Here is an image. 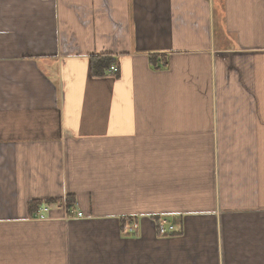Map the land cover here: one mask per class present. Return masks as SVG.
I'll use <instances>...</instances> for the list:
<instances>
[{
    "label": "crops",
    "instance_id": "1",
    "mask_svg": "<svg viewBox=\"0 0 264 264\" xmlns=\"http://www.w3.org/2000/svg\"><path fill=\"white\" fill-rule=\"evenodd\" d=\"M0 264H264V0H0Z\"/></svg>",
    "mask_w": 264,
    "mask_h": 264
},
{
    "label": "built area",
    "instance_id": "2",
    "mask_svg": "<svg viewBox=\"0 0 264 264\" xmlns=\"http://www.w3.org/2000/svg\"><path fill=\"white\" fill-rule=\"evenodd\" d=\"M115 70H116V68L114 67V65L109 66L110 72H113ZM70 212L72 214H74L75 217H82V213L80 211H76L75 209H71ZM48 213H49V207L48 206H42L36 211L35 218L44 219ZM156 227H157V233L161 236L174 233L177 230L174 223L169 221L168 219H166L164 217H161L158 219Z\"/></svg>",
    "mask_w": 264,
    "mask_h": 264
},
{
    "label": "trees",
    "instance_id": "3",
    "mask_svg": "<svg viewBox=\"0 0 264 264\" xmlns=\"http://www.w3.org/2000/svg\"><path fill=\"white\" fill-rule=\"evenodd\" d=\"M113 58L109 54H98L91 58L90 69L93 76H101L112 65Z\"/></svg>",
    "mask_w": 264,
    "mask_h": 264
}]
</instances>
